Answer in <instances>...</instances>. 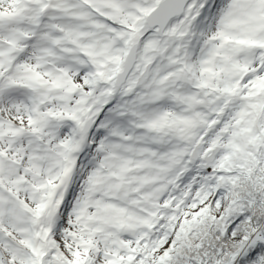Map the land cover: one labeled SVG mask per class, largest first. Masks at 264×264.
I'll return each mask as SVG.
<instances>
[{
    "label": "snow or ice",
    "instance_id": "snow-or-ice-1",
    "mask_svg": "<svg viewBox=\"0 0 264 264\" xmlns=\"http://www.w3.org/2000/svg\"><path fill=\"white\" fill-rule=\"evenodd\" d=\"M0 264H264V0H0Z\"/></svg>",
    "mask_w": 264,
    "mask_h": 264
}]
</instances>
